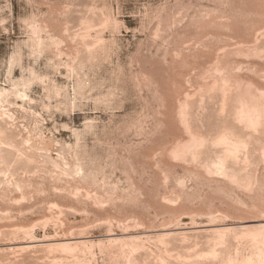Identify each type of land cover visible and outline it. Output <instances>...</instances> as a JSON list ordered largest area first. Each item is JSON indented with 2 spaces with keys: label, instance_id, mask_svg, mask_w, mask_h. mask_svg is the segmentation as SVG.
<instances>
[{
  "label": "rangeland",
  "instance_id": "1",
  "mask_svg": "<svg viewBox=\"0 0 264 264\" xmlns=\"http://www.w3.org/2000/svg\"><path fill=\"white\" fill-rule=\"evenodd\" d=\"M0 264H264V0H0Z\"/></svg>",
  "mask_w": 264,
  "mask_h": 264
}]
</instances>
